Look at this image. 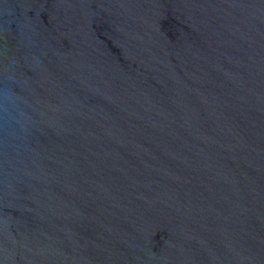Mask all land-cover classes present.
Segmentation results:
<instances>
[{
    "label": "water",
    "instance_id": "95a60500",
    "mask_svg": "<svg viewBox=\"0 0 264 264\" xmlns=\"http://www.w3.org/2000/svg\"><path fill=\"white\" fill-rule=\"evenodd\" d=\"M0 264H264V0H0Z\"/></svg>",
    "mask_w": 264,
    "mask_h": 264
}]
</instances>
